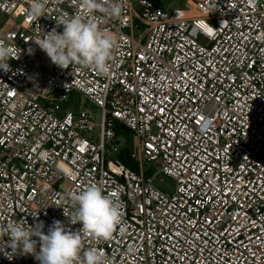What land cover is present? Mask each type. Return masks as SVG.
Here are the masks:
<instances>
[{
    "label": "built area",
    "instance_id": "2783aa9c",
    "mask_svg": "<svg viewBox=\"0 0 264 264\" xmlns=\"http://www.w3.org/2000/svg\"><path fill=\"white\" fill-rule=\"evenodd\" d=\"M184 1L194 15L120 0L119 18L100 16L119 42L101 75L57 67L31 40L62 33L56 21L79 0H50L38 21L29 0H0L14 21L0 40L18 57L0 69V224L43 221L46 234L59 220L75 232L62 197L96 183L122 202L128 231L86 245L113 264H264V0ZM73 94L100 111L96 141L87 109L61 107ZM116 124L136 138V170L120 159ZM0 264L39 262L5 236Z\"/></svg>",
    "mask_w": 264,
    "mask_h": 264
},
{
    "label": "clouds",
    "instance_id": "9594fccd",
    "mask_svg": "<svg viewBox=\"0 0 264 264\" xmlns=\"http://www.w3.org/2000/svg\"><path fill=\"white\" fill-rule=\"evenodd\" d=\"M49 2L29 0L28 14L38 21L47 14ZM121 12L120 0H79L76 13L65 12L56 21L57 26H63L62 33L53 28L31 40L61 69L80 66L103 75L109 71L119 42L114 34L100 27L99 18H119ZM14 58L18 57L13 47L0 40V69L8 71L7 62ZM62 199L72 208L67 215L63 209L64 215L71 224L80 223L79 230L69 231L63 222L53 220L45 234L43 221L30 226L22 219L10 220L0 224V240L7 236L14 253L19 250L24 255H32L39 264H113L111 257L99 248L87 246L86 241L111 240L117 230L127 233L122 202L113 194H105L103 187L96 183L70 190ZM133 250L130 248L129 253Z\"/></svg>",
    "mask_w": 264,
    "mask_h": 264
},
{
    "label": "rangeland",
    "instance_id": "374dc122",
    "mask_svg": "<svg viewBox=\"0 0 264 264\" xmlns=\"http://www.w3.org/2000/svg\"><path fill=\"white\" fill-rule=\"evenodd\" d=\"M153 3L156 4H161L165 9L168 11L172 10H178L177 8H182V4H185L184 0H150ZM183 7L184 11H187L186 13L178 14L179 16H189V15H194L195 13L192 10V7ZM14 21H12L10 18L7 16L3 15L0 13V29L2 28H8L13 25ZM61 107L67 110H71L73 112L77 111L79 108L87 109L93 117V122L96 124V127L93 129L92 132H90V136L94 138V141L97 140L99 130H98V125L100 124L101 121V115L99 109L92 105L91 103L86 102V100L81 97L80 95L73 94V95H68L65 100L62 102ZM120 145L124 146L127 145L128 150L135 151L136 150V138L129 134L126 139H122V142ZM146 168V167H145ZM153 184L154 186L165 193L166 195L170 196L174 193L175 190V183L173 180H171L168 177L163 176L162 174H158L154 177L153 179Z\"/></svg>",
    "mask_w": 264,
    "mask_h": 264
},
{
    "label": "trees",
    "instance_id": "16d2710c",
    "mask_svg": "<svg viewBox=\"0 0 264 264\" xmlns=\"http://www.w3.org/2000/svg\"><path fill=\"white\" fill-rule=\"evenodd\" d=\"M115 131H116L117 136L122 137L123 140L126 139L127 136L129 135V133H127L120 124H116ZM128 151L129 150H128L127 145H124V148H123V151L121 153L120 159H121V161L123 162V164L125 166H127L130 169L136 170L137 169V165H136V163H134V162H132L130 160L129 155H128ZM151 174H152V170H149V171L146 172V176L147 177L151 176Z\"/></svg>",
    "mask_w": 264,
    "mask_h": 264
},
{
    "label": "crops",
    "instance_id": "0c3cea01",
    "mask_svg": "<svg viewBox=\"0 0 264 264\" xmlns=\"http://www.w3.org/2000/svg\"><path fill=\"white\" fill-rule=\"evenodd\" d=\"M185 5L184 4H182V8H177L178 10H180V12H182V13H186L187 11H184L183 10V7H184ZM186 7V6H185Z\"/></svg>",
    "mask_w": 264,
    "mask_h": 264
}]
</instances>
